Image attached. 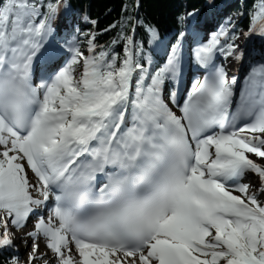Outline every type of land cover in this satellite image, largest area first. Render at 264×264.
<instances>
[{
  "label": "snow or ice",
  "instance_id": "6c2138e0",
  "mask_svg": "<svg viewBox=\"0 0 264 264\" xmlns=\"http://www.w3.org/2000/svg\"><path fill=\"white\" fill-rule=\"evenodd\" d=\"M142 8L0 0V264H264V0Z\"/></svg>",
  "mask_w": 264,
  "mask_h": 264
},
{
  "label": "trees",
  "instance_id": "16d2710c",
  "mask_svg": "<svg viewBox=\"0 0 264 264\" xmlns=\"http://www.w3.org/2000/svg\"><path fill=\"white\" fill-rule=\"evenodd\" d=\"M210 2L217 7H209ZM73 3L75 8H84L91 18L97 19L96 31L102 32L119 18L122 0H73ZM252 4L253 0H143L142 12L164 33L177 28L175 18L185 10H198L196 21L201 24L211 19L219 20L221 11L234 14L238 10L244 11L245 5L250 9ZM237 22L239 27L246 28L249 19L244 17ZM114 36L115 32L101 34L98 36V42L105 43Z\"/></svg>",
  "mask_w": 264,
  "mask_h": 264
},
{
  "label": "rangeland",
  "instance_id": "374dc122",
  "mask_svg": "<svg viewBox=\"0 0 264 264\" xmlns=\"http://www.w3.org/2000/svg\"><path fill=\"white\" fill-rule=\"evenodd\" d=\"M233 14H230V13H226V15L224 14V15H222L221 17H220V19L218 20V23H223L224 21H226L230 16H232ZM214 20V19H213ZM217 26V25H216ZM216 26H215V28H214V31L216 30ZM211 32H213V31H211ZM211 32H207L205 35H207V34H210ZM254 45H259L258 47H255L257 50L259 49V47H260V41L259 40H254V41H252L251 43H250V47H254ZM245 65V64H244ZM243 65H241V64H237V63H235V62H230L229 64H228V68H229V71H230V75L231 74H236L237 75V77L239 78V76L242 74V70H243ZM240 79V78H239ZM242 80V79H241ZM246 183L248 182L247 180L245 181ZM234 194H236V193H234ZM41 248H43V244H41ZM20 253H21V255H22V257L23 256H26V253H24V250H23V248L21 247L20 248Z\"/></svg>",
  "mask_w": 264,
  "mask_h": 264
},
{
  "label": "bare ground",
  "instance_id": "6f19581e",
  "mask_svg": "<svg viewBox=\"0 0 264 264\" xmlns=\"http://www.w3.org/2000/svg\"><path fill=\"white\" fill-rule=\"evenodd\" d=\"M208 32H211V31H208Z\"/></svg>",
  "mask_w": 264,
  "mask_h": 264
}]
</instances>
